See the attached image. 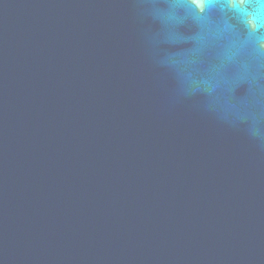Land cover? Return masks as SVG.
<instances>
[{
    "label": "water",
    "instance_id": "obj_1",
    "mask_svg": "<svg viewBox=\"0 0 264 264\" xmlns=\"http://www.w3.org/2000/svg\"><path fill=\"white\" fill-rule=\"evenodd\" d=\"M0 264H264V0H0Z\"/></svg>",
    "mask_w": 264,
    "mask_h": 264
},
{
    "label": "snow or ice",
    "instance_id": "obj_2",
    "mask_svg": "<svg viewBox=\"0 0 264 264\" xmlns=\"http://www.w3.org/2000/svg\"><path fill=\"white\" fill-rule=\"evenodd\" d=\"M185 2L190 8L196 11L197 9H205L209 6L211 0H185Z\"/></svg>",
    "mask_w": 264,
    "mask_h": 264
}]
</instances>
